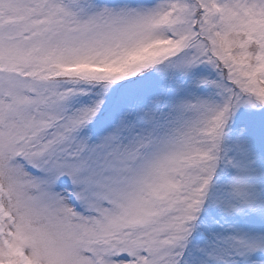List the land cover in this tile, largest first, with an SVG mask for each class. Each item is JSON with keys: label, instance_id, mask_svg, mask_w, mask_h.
Wrapping results in <instances>:
<instances>
[{"label": "snow or ice", "instance_id": "6c2138e0", "mask_svg": "<svg viewBox=\"0 0 264 264\" xmlns=\"http://www.w3.org/2000/svg\"><path fill=\"white\" fill-rule=\"evenodd\" d=\"M0 264H264V0H0Z\"/></svg>", "mask_w": 264, "mask_h": 264}]
</instances>
